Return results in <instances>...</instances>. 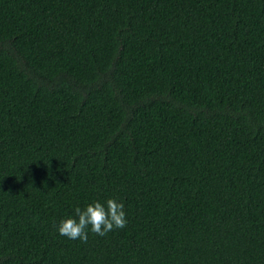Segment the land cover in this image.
Here are the masks:
<instances>
[{
    "label": "trees",
    "instance_id": "1",
    "mask_svg": "<svg viewBox=\"0 0 264 264\" xmlns=\"http://www.w3.org/2000/svg\"><path fill=\"white\" fill-rule=\"evenodd\" d=\"M0 264H264V0H0Z\"/></svg>",
    "mask_w": 264,
    "mask_h": 264
},
{
    "label": "clouds",
    "instance_id": "2",
    "mask_svg": "<svg viewBox=\"0 0 264 264\" xmlns=\"http://www.w3.org/2000/svg\"><path fill=\"white\" fill-rule=\"evenodd\" d=\"M74 217L62 220L57 231L68 239L83 243H87L89 231L105 236L111 231L125 228L128 223L124 203L114 198H109L105 203L93 201L83 209L76 207Z\"/></svg>",
    "mask_w": 264,
    "mask_h": 264
}]
</instances>
